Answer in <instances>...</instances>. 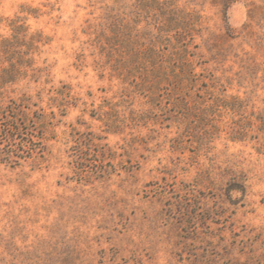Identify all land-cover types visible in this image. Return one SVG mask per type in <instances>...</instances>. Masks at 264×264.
Segmentation results:
<instances>
[{"label": "rangeland", "instance_id": "374dc122", "mask_svg": "<svg viewBox=\"0 0 264 264\" xmlns=\"http://www.w3.org/2000/svg\"><path fill=\"white\" fill-rule=\"evenodd\" d=\"M251 1L228 7L227 34L219 0H175L197 18L177 82L110 48L106 0H0V38L16 17L34 38L0 104L25 95L43 115L42 148L0 162V264H264V152L231 139L264 108Z\"/></svg>", "mask_w": 264, "mask_h": 264}, {"label": "trees", "instance_id": "16d2710c", "mask_svg": "<svg viewBox=\"0 0 264 264\" xmlns=\"http://www.w3.org/2000/svg\"><path fill=\"white\" fill-rule=\"evenodd\" d=\"M106 1L110 4L104 7V22L101 29L106 32L103 37L110 44V48L129 50L135 57L151 63L152 66H160L161 70L164 69L161 68V64L167 63L166 76L169 71H174L173 78L177 82L186 74L183 68L190 69L187 74L191 73L186 38H193L192 32L196 25L193 21H197L194 13L178 7L175 0ZM234 1L219 0L227 34L230 28L227 26L226 11ZM257 1L258 3L253 1L249 3L247 14L250 20L257 15L264 19V0ZM20 20L18 17L14 21L11 20L12 22L8 24L10 36L0 38V88L14 83L24 76L29 68L27 52L21 47L32 46L34 38L33 35L27 34L28 28L24 23H18ZM3 63H6V66H2ZM176 69L183 71L176 74ZM262 73L261 89L264 91V67ZM231 102L230 109L235 111L242 112L247 106L244 99L236 96L231 97ZM224 105L227 107V104ZM31 106L35 104L25 95L18 100L9 99L6 104H0V162L17 166L20 164L19 160L31 158L33 153L42 148L37 146L34 129L31 127L35 126V122H41L43 115L41 116L37 110H31ZM244 120L245 125L238 126L231 139L241 140L250 132V138L256 139L259 149L264 152V108L258 112L252 110L249 117Z\"/></svg>", "mask_w": 264, "mask_h": 264}]
</instances>
